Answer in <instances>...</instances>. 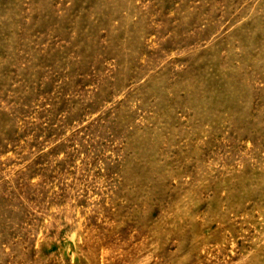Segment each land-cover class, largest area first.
Returning a JSON list of instances; mask_svg holds the SVG:
<instances>
[{"label": "rangeland", "instance_id": "rangeland-1", "mask_svg": "<svg viewBox=\"0 0 264 264\" xmlns=\"http://www.w3.org/2000/svg\"><path fill=\"white\" fill-rule=\"evenodd\" d=\"M0 264H264V0H0Z\"/></svg>", "mask_w": 264, "mask_h": 264}]
</instances>
